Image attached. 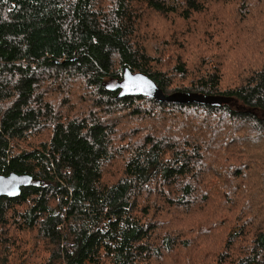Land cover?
Wrapping results in <instances>:
<instances>
[{"label":"trees","instance_id":"1","mask_svg":"<svg viewBox=\"0 0 264 264\" xmlns=\"http://www.w3.org/2000/svg\"><path fill=\"white\" fill-rule=\"evenodd\" d=\"M0 264H264V0H0Z\"/></svg>","mask_w":264,"mask_h":264},{"label":"water","instance_id":"2","mask_svg":"<svg viewBox=\"0 0 264 264\" xmlns=\"http://www.w3.org/2000/svg\"><path fill=\"white\" fill-rule=\"evenodd\" d=\"M32 179L29 176H0V198H17L21 195L22 189L30 187Z\"/></svg>","mask_w":264,"mask_h":264}]
</instances>
